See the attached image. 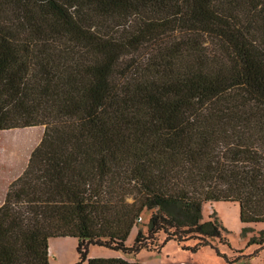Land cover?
Masks as SVG:
<instances>
[{
	"label": "trees",
	"instance_id": "obj_1",
	"mask_svg": "<svg viewBox=\"0 0 264 264\" xmlns=\"http://www.w3.org/2000/svg\"><path fill=\"white\" fill-rule=\"evenodd\" d=\"M77 5L0 0V130L44 124L0 204V264H49L52 236L77 238L72 264H154L91 244L220 254L203 204L264 222V0Z\"/></svg>",
	"mask_w": 264,
	"mask_h": 264
},
{
	"label": "rangeland",
	"instance_id": "obj_2",
	"mask_svg": "<svg viewBox=\"0 0 264 264\" xmlns=\"http://www.w3.org/2000/svg\"><path fill=\"white\" fill-rule=\"evenodd\" d=\"M37 3L42 4L43 11L48 13L45 18L51 17L50 12L54 9V3L58 7L67 9L68 12H75L78 8L77 0H37ZM43 132L44 124L0 130V185L3 181L8 183L21 174L29 155L41 140ZM201 212L203 219L214 214L221 222L223 236L227 238L229 245L217 239L213 240L220 254L208 245L190 251L181 248L176 241L169 240L159 251L142 248L135 254H123L119 250L91 244L87 248V258L124 256L129 260L154 264H264V244L248 242L253 235L258 236L259 231L264 232V222L247 225L241 223L239 205L235 201L208 202L203 204ZM147 215V212L143 213L138 225L132 227L125 241L126 245L133 242L137 227L144 228ZM161 238L162 235L159 241ZM192 242L189 241V244ZM49 244V264H72L77 260V238L52 236L49 237L48 248ZM222 254H225L228 260ZM80 264H88L87 259Z\"/></svg>",
	"mask_w": 264,
	"mask_h": 264
},
{
	"label": "crops",
	"instance_id": "obj_3",
	"mask_svg": "<svg viewBox=\"0 0 264 264\" xmlns=\"http://www.w3.org/2000/svg\"><path fill=\"white\" fill-rule=\"evenodd\" d=\"M30 156V155H29ZM17 177V176H16ZM15 177V178H16ZM14 178V179H15ZM13 179V180H14ZM12 181V180H11ZM10 181V182H11ZM10 182H8V183H5L4 181L1 183V190H0V204L3 202V199H4V196H5V193H6V190H7V188H8V185H9V183ZM48 242H49V240H48ZM50 244H49V248H48V257H50ZM50 259V258H49ZM129 260V259H128Z\"/></svg>",
	"mask_w": 264,
	"mask_h": 264
}]
</instances>
